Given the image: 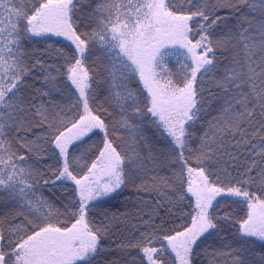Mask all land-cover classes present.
Listing matches in <instances>:
<instances>
[{"label": "snow or ice", "instance_id": "snow-or-ice-1", "mask_svg": "<svg viewBox=\"0 0 264 264\" xmlns=\"http://www.w3.org/2000/svg\"><path fill=\"white\" fill-rule=\"evenodd\" d=\"M0 264H264V0H0Z\"/></svg>", "mask_w": 264, "mask_h": 264}]
</instances>
